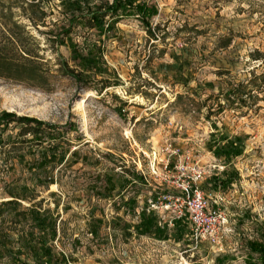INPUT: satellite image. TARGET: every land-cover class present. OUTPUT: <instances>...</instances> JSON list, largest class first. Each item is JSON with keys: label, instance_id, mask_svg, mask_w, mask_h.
<instances>
[{"label": "rangeland", "instance_id": "374dc122", "mask_svg": "<svg viewBox=\"0 0 264 264\" xmlns=\"http://www.w3.org/2000/svg\"><path fill=\"white\" fill-rule=\"evenodd\" d=\"M86 2L80 3L83 13L112 0ZM146 2L157 8L148 20L157 40L133 13L101 33L80 19L70 22L71 9L61 0H44L46 26L21 18L40 43L50 87L0 78V114L56 128L44 126L35 138L22 135L17 121L0 125V239L6 241L0 264H11V257L14 264H37L23 244L28 233L36 241L42 237L67 264H214L217 253L207 243L196 245L188 216L178 240L177 218L159 205L162 195L178 189L152 168L161 173L166 159L174 164L187 155L205 169L199 185L207 208L224 218L220 254L229 264H258L247 241H264V0ZM69 24L64 45L52 42ZM89 50L100 73L85 71L73 58L74 51L86 56ZM62 59L83 70L87 85L58 73ZM251 79L259 89L244 97V106L235 96L227 100V91ZM105 80L111 86L101 91ZM228 141L240 154L218 156ZM172 150L177 153L168 157ZM212 178L231 183L214 187ZM32 206L54 223V237L29 217L12 222ZM143 212L157 227L166 226L165 239L155 231L137 233Z\"/></svg>", "mask_w": 264, "mask_h": 264}, {"label": "trees", "instance_id": "16d2710c", "mask_svg": "<svg viewBox=\"0 0 264 264\" xmlns=\"http://www.w3.org/2000/svg\"><path fill=\"white\" fill-rule=\"evenodd\" d=\"M85 1L86 0H82ZM64 6L71 9L70 22L74 20H81L79 24H82L88 29H96L99 33L107 31L113 27L115 18L123 14L133 13L139 17L147 31L148 37L157 40V36L154 30L149 26V18L157 13V8L152 5H148L146 0H112L109 4L108 2L101 3L94 8H87L85 13L82 12L81 0H61ZM44 0H0V78H5L8 80H13L16 82H21L28 84L29 86L41 87L44 89H49V80L52 77L48 68L45 67V58L40 54L39 41L30 34L27 25L21 21V18H25L31 26L37 28L38 25H45V18L47 16L46 10L43 7ZM87 5V2H86ZM82 13V15L74 14ZM109 17L110 22L106 23L105 19ZM71 24L69 26H63L60 28L56 34H53L51 41L56 42L59 46L64 45L68 39L72 28ZM229 45L227 42L222 46L226 47ZM75 53V54H74ZM73 58L78 59V64L84 68L85 71L91 73H100V68L98 66L97 58L94 56L92 50H89L86 56L78 55L74 51ZM260 52L254 51L251 56L253 59H259L258 56ZM255 57V58H254ZM58 73L63 76H69L75 80L78 84H86L88 81L83 76V70H76L71 68L65 60H60L59 67L57 68ZM254 79V78H253ZM253 79L249 80L246 84H239L237 89L229 90L226 92L227 100L229 101L232 96L237 97L241 105H245V96L251 95L253 90L259 89V84H257ZM258 79H263V75L258 76ZM87 85V84H86ZM103 90L111 86L109 80L103 82ZM179 96H177L178 98ZM233 99V98H232ZM231 103H234L231 101ZM221 106V104H219ZM219 106V108H220ZM17 121L21 125L20 133L33 134L35 138L41 137L43 134V128L47 127L49 131L56 128L53 124H48L42 120L27 116H18L10 112H2L0 114V125L5 126V124ZM53 136V134H48ZM48 136V137H49ZM54 138V137H51ZM41 143V140H38ZM239 155L240 150L237 148H232V142L228 141L227 144L223 145L220 150H218L217 155ZM76 152L73 151L71 155ZM64 155L60 156L63 159ZM134 178H138V175L133 174ZM212 186H227L231 183V178L225 180L217 181V178H212ZM186 215V214H185ZM185 215L178 219L173 220V225L177 227L176 238L181 239L182 229H180L181 223L184 222ZM31 218V225H34L42 234L47 230L50 232L51 238L56 235L55 225L43 211L39 210L36 206H32L28 210H23L19 213H15L12 217V222L14 224H19L22 221ZM164 226L163 228H165ZM163 228L156 226L155 218L150 214H141V219L136 226V231L138 234H150L153 231L157 233L159 237L165 239ZM155 233V234H156ZM26 240H23V244L32 252L35 259H37V264H67L64 256L56 257L52 253V250L46 246V242L42 240V237L38 240L33 239V234H26ZM5 239H0V247L5 246ZM248 249L251 254L257 255L258 264H264V241L263 240H249L247 241ZM217 253L215 257L214 264H229L231 261L225 254ZM11 264L17 262V259L11 257ZM250 263V262H249ZM19 264H25L19 262Z\"/></svg>", "mask_w": 264, "mask_h": 264}, {"label": "built area", "instance_id": "2783aa9c", "mask_svg": "<svg viewBox=\"0 0 264 264\" xmlns=\"http://www.w3.org/2000/svg\"><path fill=\"white\" fill-rule=\"evenodd\" d=\"M169 124L172 125V122ZM176 153L177 150H172L168 157ZM171 163L169 158L166 159L161 173L152 168L155 176L163 174V181L168 182L171 177L172 184L178 189L177 193L162 195L160 207L171 210L173 217L177 219L186 214L191 223V237L196 245L207 243L214 253L222 252V241L227 229L221 214L207 208L203 190L199 185L206 175L205 169L197 162H192L189 155L183 160L179 159L174 164Z\"/></svg>", "mask_w": 264, "mask_h": 264}]
</instances>
